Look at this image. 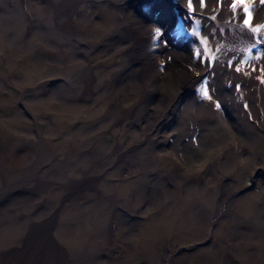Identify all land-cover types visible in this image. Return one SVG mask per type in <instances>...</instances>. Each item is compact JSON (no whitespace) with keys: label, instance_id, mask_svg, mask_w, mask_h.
<instances>
[{"label":"bare ground","instance_id":"bare-ground-1","mask_svg":"<svg viewBox=\"0 0 264 264\" xmlns=\"http://www.w3.org/2000/svg\"><path fill=\"white\" fill-rule=\"evenodd\" d=\"M75 1L78 2L77 0H0V100L7 103L6 96H2L3 92L1 93V91L5 88L9 89L10 84L14 81L24 80L27 77V85L24 87L25 83L22 85L17 97L27 107L28 117L34 123L33 127L22 123H19L16 128L13 127L16 130L15 137H20L22 140L21 142L20 139H17L20 142L16 140L17 144H20L26 151L21 164L12 159L15 150L11 151L9 146L5 148L9 137L4 138L5 147L0 148V227L11 226L20 230L22 235H26L30 233L31 227L35 224L42 226L41 237L44 239V243L52 242L57 247L53 248H59L64 254L60 260L50 253L46 256H39L46 261L41 264H110L111 260L116 258L115 247L118 243L116 240L120 236L119 229L127 218V221L135 224L134 227L139 228L137 244L147 250H144L146 253L144 264H149L150 258L157 259V257L148 253L151 252V247L146 244L149 239L155 240L157 233L148 227L150 225L144 219L131 221L137 215L134 214L136 209L132 205V209H128L129 212L125 209L133 202H141L140 196L138 197V192L141 190L131 180L138 177L140 181L144 182L151 177L155 178L160 186H174L173 191H165V196L160 194V187H157L156 193L154 191L157 197L154 203L155 207L163 206L170 198L194 199L200 195V190L195 186L191 191H188L185 187L188 183L185 185L181 182L182 179L179 177L181 176V163L178 153L169 156L170 153L164 150L165 141L163 140L157 146L154 139L159 127L166 125L178 112L183 113L184 123L187 116L194 118L195 115L202 113L213 115L212 117L220 126L228 124L227 120H230L232 122L230 136L223 137V144H221L223 146H220L217 151L218 166L215 165V172L219 176H226L228 168H232V162L236 158H240L238 156H240L242 148L240 149L234 136L236 132L244 133L249 138L247 146L250 151L251 163L256 157L260 158V155H255L256 153L264 154V149L260 150V153L258 152L260 148L264 147V3L261 0H249V13L246 16L242 6L232 7L233 0H204L203 7L200 6L199 0H192V11H189L187 7L188 0H83L86 4L85 7L89 6L94 10L86 11L83 6L81 10L77 8L75 12L68 13L74 5L71 3H75ZM156 1L167 4L170 12L174 15L173 26L167 31L157 25L151 16L143 15L144 8ZM4 6L17 9L20 12V19L14 18L9 22L12 14L7 10L5 12ZM89 7L87 8L90 9ZM77 15L79 18H86L87 23L85 21L83 23L88 27L81 24L80 36L82 37L77 40V47H74L69 42L75 43V39L70 34L72 32L69 31L70 28L67 30L62 27L61 21ZM246 18L250 19L249 25L244 23ZM157 28L160 29L159 36L155 34ZM253 28L257 30L254 32ZM194 31L199 34V37L191 35ZM104 35L124 37L126 43L121 45L122 50L127 53L132 51L135 54L133 58L138 59L140 63L150 53L154 55L152 54L154 48L160 47L167 50L169 47L172 51L178 50L176 67L170 69L172 77L168 82H165L164 75L160 78V65L159 62L156 64V60L155 64H138L141 67L137 68V75L134 79L138 78L140 82L142 81L144 88L138 90L137 103L135 102L128 108L125 107L126 109H120L117 104L123 108L122 101L119 98L117 102H114L115 98L112 92L115 83L118 84L120 81L118 78L120 70L112 71L109 66L110 61L102 58L95 61L96 53L92 54L93 44L87 43V45L90 44L88 50L85 41L83 42L89 36L90 38L97 36L100 40L105 38ZM7 39L10 42L5 44ZM62 39L65 41L64 45H62ZM106 39L112 40L113 38ZM167 40L175 42V45H167L169 44ZM36 46L39 47V52L37 55H32ZM66 48L71 49L67 50L68 52H65L62 57L61 53ZM44 49L55 50L57 58L49 56L52 54L46 57L42 52ZM186 49L189 50L185 51ZM196 51H199L201 55L197 56ZM127 53L125 54L127 55ZM45 59L49 62H46ZM156 59H159V54ZM131 62L136 64V62ZM52 71L63 73L64 76L60 75L61 82L67 85L48 86L53 80L50 77ZM202 77L204 79H201ZM159 78H164L162 83L158 82ZM40 79L41 81H37ZM46 79L50 81L48 82ZM92 81L94 84L91 88L90 85H85L86 83L91 84ZM201 85H204L206 89L209 88L211 100L201 95L204 90L201 89ZM176 86H179L180 90L172 96L173 99L165 96L168 87ZM82 91L86 92L87 98L82 97ZM158 92L161 94V98L155 103ZM177 97L181 98L180 103H177L179 101ZM217 104L219 107L216 106ZM149 105L153 106L151 119L153 122L149 124L154 130L151 132L152 135L147 136L148 138L143 136L146 140L140 139L134 142L130 140L122 144L121 140L125 132L122 133L120 130L136 131L131 128L129 123H134L138 130V121L147 112L146 109ZM125 119H129L128 126L123 123ZM93 122H98L103 126L96 130L99 134H95L100 138L105 137L111 140L108 141L110 142L108 145L102 147V144L96 145L93 142L88 146L84 144L86 135L95 132L90 128ZM142 123H145L144 127H146L149 122L144 118ZM109 131L110 135L107 134ZM138 134L141 136L142 132ZM23 138L26 140L24 141ZM113 143L116 145L110 147ZM124 159L128 160L134 170L128 168L130 173L126 180L129 184L123 198L114 191L116 186L114 182L122 180L118 178L122 174L120 170L122 165L126 164ZM70 162L75 164V167L70 169L73 171L70 178L62 179V176H52L48 173L55 169L62 171ZM241 169L243 171L244 168ZM108 170L115 171L116 178L110 181L109 188L103 190L104 183L95 184V182ZM262 170L264 171V167ZM79 175L86 178L90 184L84 189L76 190L77 187L74 188L72 184L75 183V179ZM194 182L196 181L194 180ZM215 182L217 181L215 180ZM179 187L182 189L185 187L182 196L178 192ZM108 190H112L113 193L107 194ZM258 190V195L261 196V190ZM205 192L202 193V197H210L213 194L215 196L217 193L216 190H213V194H209V191L206 194ZM71 195L73 203L77 209H80L78 211L80 216H90V221L84 224L82 232L79 234L80 239L84 240L81 239L83 242L77 244L74 242L72 244L70 239L63 237L59 229L57 230V223L72 205L69 204ZM230 198L231 196L224 197L227 201L224 208L231 201ZM256 198L258 199V197ZM262 198L264 197L261 196L258 200ZM54 199L57 200L50 206L49 201H54ZM187 201H196L199 205L207 207V204L202 201ZM99 202H102L101 207L95 208L94 206ZM244 202V199L243 204L248 201ZM210 205L216 208L214 202L210 201ZM249 206L252 207L251 204ZM261 207L263 208V206ZM136 213L138 212L136 211ZM262 213L264 212L262 211ZM97 214L98 219H96ZM241 214L243 215V213ZM184 217L192 218L193 214L187 210ZM208 219H212L210 226L213 225V228L206 229L207 231L208 229L212 230L208 234L211 236L216 220L214 215ZM261 221L264 222V220ZM130 223L129 225H131ZM252 223L253 230H255V223ZM258 227L256 223V231L261 229ZM186 232H190L188 227ZM215 232L218 234H213L214 240L222 235L221 232ZM40 241L43 242V240ZM259 250L264 256V241L261 242ZM32 252L34 251L32 250ZM169 253L162 256L164 264H198L197 261L183 258L179 262L172 261L173 258L169 259ZM1 261L2 257L0 256V264L9 262L8 259L4 263ZM26 262L32 264L31 262L34 261L30 256Z\"/></svg>","mask_w":264,"mask_h":264},{"label":"rangeland","instance_id":"rangeland-1","mask_svg":"<svg viewBox=\"0 0 264 264\" xmlns=\"http://www.w3.org/2000/svg\"><path fill=\"white\" fill-rule=\"evenodd\" d=\"M77 1L78 2L75 1V3H71L74 5L73 7L69 9L68 13L72 11L75 12L77 8L81 10V8H83L84 5L86 6L83 0L81 1L77 0ZM85 6L84 8H86L85 9L86 11L94 10V8H90L89 6H87L90 8L88 9ZM3 10L5 12L7 10L12 14L10 16L9 22L14 20V18L20 19L21 17L20 12L13 7L4 6ZM144 11L145 12L143 15L147 14L151 16L152 20L157 25L164 28V30L167 31V29H171V27L173 26V23H174L173 16L174 15L172 14V12H170L168 5L165 4L164 2L158 3L156 1L150 5L148 4L144 8ZM85 20L86 18L84 19L79 18V16L77 15L76 17L70 16L69 18H65L64 20L61 21L62 27H64L67 30L70 28L69 31L72 32L70 34H71V37L75 39V43H72L71 41L69 42L74 47H77V40L79 38L81 39L82 37L80 36L81 35L80 31H82L81 24H83V26L85 27H88L84 25L83 23V21ZM93 20L95 19L93 18ZM85 22L87 23V21ZM83 36H85V34ZM107 36H105V38H101L100 40L98 39L97 36L92 37V38H90L89 36L86 39H84L83 42L85 41L84 43L88 50L90 48L89 47L90 44L91 45L93 44L92 54L96 53L95 54L96 56L94 55L95 61L99 58H102L108 62L110 61L109 66H111L110 69L112 71L120 70V74L118 75V78L120 79V81L118 82V84L115 83L112 89L113 97L116 99V100L113 99L114 102H117V100L120 98V100L122 101L121 105L124 106L123 108H121L120 105L116 103L120 109H126L130 107L131 105H133L135 102L137 103L138 97H139L138 90L139 89L141 90L144 88L142 81L141 83L138 78L134 79V77L137 75V68L141 67V65H138V64H142V63L155 64L154 62L156 60L157 61L156 64H158L159 62V65H160V68H159L160 78L162 77V75H164L165 82H168L170 78L172 77V75L170 74V69L171 68L174 69L176 67L175 61H176V54L179 53L178 50L172 51L169 47L167 48V50L164 48H160V47L154 48V52L152 53L154 55H151L150 53L148 56L144 58L143 62L140 63L138 59L133 58L135 54H133L132 51L130 53H127L126 51L122 50L121 45H124L126 43L124 37H122L121 35L120 36L116 35L114 37L112 36L107 37ZM106 38H113V39L111 40V39H106ZM95 40L97 41L98 45ZM6 42H10V40L7 39L5 41V44ZM64 42L65 41L62 39V43H63L62 45H64ZM87 43H90V44L87 45ZM167 43H169L167 45H175V42L171 40H167ZM35 48L36 49H34L33 52L31 53L32 55H37L39 52V47L36 46ZM130 48L132 50V47ZM69 49L71 48H66L64 52L61 53V56L63 57V54H65V52H68L67 50ZM188 50L189 49H186L185 51H188ZM79 51L82 52L83 50H79ZM42 52L44 53L46 57L52 56L55 59L57 58L55 50L50 51V50L44 49L42 50ZM125 53H127V55ZM49 54H52V55H49ZM157 54H159L158 60L156 59ZM20 57H21V54H20ZM130 61L136 62V64L132 62L130 63ZM46 62H49V61L46 60ZM20 64L22 63L20 62ZM131 64H134V65H131ZM60 75L64 76V74L61 72L52 71L50 74V77L53 80L50 81L46 79L48 82L50 81V84H48V86H52V87L66 86L67 84L61 82L62 77ZM160 78L158 82L162 83L164 78L163 79H160ZM27 79H28L27 77L24 80L18 79L14 81L12 84H10L9 89L5 88V90L1 91V93L3 92L2 96L3 95L6 96L5 100L8 101L7 103H4L3 101L0 100V148L4 146V143H5L4 138L9 137V141L6 142L7 143L6 147L5 146L4 147L7 148L9 146L8 148L11 149V151L15 150L14 153L12 154V159L14 160V162L20 163V164L24 160L23 157L26 151L20 144H17L16 140L17 139L21 140V138L15 137L16 130L14 128L18 127L19 123H22L23 125L27 124L28 126H32V127L34 124L33 121L28 117L29 112L27 111V107L25 106L23 102H20V100L17 97L18 91L22 88V85L24 83L25 85H23V87L27 85L26 84ZM37 81H41V79ZM37 81L36 83L38 84ZM93 84H94V81H92L91 84L86 83L85 85H90V88H91ZM178 88L179 86L172 87V88L168 87L166 90L165 96L172 98V96L176 94L178 90H180ZM13 91L15 92V94ZM81 94H82V97L87 98V95H85L86 94L85 91H82ZM160 96L161 94L158 92L157 96L155 97V103H157L160 100L161 98ZM177 98L179 99L177 103H180L181 98L179 97ZM131 100L133 101L131 102ZM150 104H151V100H150ZM148 107L146 109L147 112L145 111L146 113H144V115L139 119L140 122L138 121L139 123L138 130L137 128H135L134 123L128 122L129 119L124 120L123 122L124 125L128 126V123H129V125L132 126L130 127L136 129V131L128 130L126 132L127 129H121L120 131H122V133L125 132L124 134L126 135L122 137V140H121L122 144L126 143L127 141L129 142L130 140L133 142L136 140H140V139L146 140L144 137L148 138L152 135L151 132H153L154 130L153 128L149 126V124L153 122V121L151 122V119L153 116V109H152L153 106L149 105ZM221 107H222V103H221ZM182 114L183 113H179V112L176 113L175 115L173 114L174 117L166 125L159 127L157 129V134H156V138L154 139V141L157 142V146H159L161 140L165 141L164 150H166L167 153H170L169 156H171L172 154H175L176 152L178 153V159H179V162L181 163V169H180L181 176H179L182 179L181 182L185 185L186 183H188V185L186 186L184 185L188 191H191L195 186V188L200 190V193H199L200 195L196 196L194 199L193 198L184 199L182 197L170 198L166 201V203L163 206L155 207L154 203L157 197L155 196L154 191L156 193V191L158 190L157 187L158 188L160 187L159 189L161 191L160 194L162 196H165L167 191H170V190L173 191L174 186H160L158 182H156V179L155 178L153 179L151 177L148 180L142 182L140 181V178L136 177L134 180H131V181L137 184L141 190V192L140 191L138 192V197L140 196L139 200L141 202H137V203L133 202L132 204H130V206L125 207V209L127 210L132 209L131 208V205H132L138 212V213H136V211L134 212L135 215L137 214L136 215L137 217L135 216L132 219L130 218L131 221L137 220V219L138 220L144 219L150 225L148 227L151 228L153 232L157 233V238L155 240L149 239L148 243L146 244L148 247H151L150 248L151 252H148V253L157 257V259L150 258L149 264H164L162 256L166 255V253L168 252H170L168 254L169 259L173 258L172 261L175 260V262H179L183 258L185 260L197 261L198 264H201V262H203V264H264V256L262 255V252L259 250V246L261 245V242L264 241V222L261 221V220H264V217H263L264 213H262V211L264 212V202L262 203V200L264 198H262L261 200H258L260 199L261 196L264 197L263 195L264 194V171L262 170V168L264 167V161H263L264 154L260 153V150L264 149V147L259 149L258 152L260 154H257V153L255 154L256 156L260 155V158L256 157L257 159L255 158V160L252 161L251 163L250 151L247 146V142L249 138L244 133H240V132L234 133L232 131V133H234L235 138L237 139L236 141L240 149L242 148L241 149L242 151L240 152L241 154L239 153L240 156H238L240 158H236L232 162L231 164L232 168L231 169L228 168L226 176L225 175L219 176L215 172V167L218 166L217 151L219 150L221 144H223V137L230 136V133H231L230 126L232 125V122L230 120H227L228 124H224L220 126L216 122L214 117H212L213 115L208 114V113H202L199 115L198 114L195 115L196 118L195 117L191 118L187 116V119H186L187 123L186 122L184 123V121L182 120V116H183ZM143 117L147 119L149 122L146 127H144L145 123H142L144 119ZM118 118H124V117H118ZM180 124L182 127L180 126ZM148 126L149 128L147 129ZM102 127L103 126L101 124H98V122H93L91 124V127H90L91 131H95V132L91 134L92 137H90L91 136L90 134L86 135V139L84 142V144H87L86 146L91 144V142H93V144L95 143L96 145L100 143L102 144V147L110 143L108 141H111V140H109L108 138H105V137L100 138L99 136H97L99 133L96 132V130ZM45 130L47 133V127ZM111 132L113 133V130ZM111 132L109 131V133L107 132V134L110 135ZM141 132H142V135L140 136L138 133H141ZM114 133H116V130H114ZM23 140L25 141L26 138H23ZM17 141L19 142V140ZM113 145H116V144L113 143L110 145V147ZM210 157L212 158L210 159ZM238 159L239 161H237ZM124 160L126 164L123 163L125 166L122 165L120 170L125 177L121 174V177L118 179H122V180H117L116 182H114V184H116L114 191L123 198L125 197L127 186L129 184L128 180H126L128 177L127 175H129L130 173L128 171L129 169L133 167L131 164H129L128 160L126 159ZM242 161L243 162L245 161V162L243 163ZM74 167H75L74 162H70V163H67L66 168L63 169L62 171L55 169V170L48 171V173L52 176L57 175V176H62V179H68L73 175L72 174L73 171H71L70 169ZM241 168H244L243 171H241L242 170ZM131 170H134V169L132 168ZM115 174H116L115 171L108 170L106 173L102 174L100 179L97 182H95V184L99 182L104 183L102 188L103 190H105L111 186L110 181L116 178ZM194 180L196 182H194ZM215 180L217 182H215ZM88 184H90L88 180L79 175V177L75 179V183L72 184V186L74 188L77 187L75 188L76 190H81V189H84ZM178 189H179L178 192L182 196L184 189H182L181 187H179ZM258 189L261 190V196L258 195L259 194ZM213 190H216L217 192L215 196L213 194ZM55 191H58V190H55ZM205 191L206 192L209 191V194H213V195L210 197H202L203 195L202 193ZM106 193L112 194L113 191L108 190ZM246 194H248L247 196L249 197L245 196ZM225 196H231V198L234 200L230 198L231 201H229L228 205H226L224 208L225 203H227V201L224 199ZM114 197H117V195L116 196L114 195ZM256 197H258V199ZM72 198L73 196L71 195L70 201H69V197H68L69 204H72V205L69 206V209L65 212L64 216H62L59 222L57 223V230L59 229L60 234L63 237L70 239L72 241V244L73 242L77 244V243L83 242L81 240L83 238L80 239L79 234L82 232L84 224L90 221V216H80V214L78 213L80 209H77V206L73 203ZM244 199H245L244 203L248 201L246 204L242 203ZM56 200L57 199H54V201L50 200L51 201V202L49 201L50 206ZM74 200L76 201L75 197H74ZM187 200L202 201L205 204H207L206 205L207 207H203L199 205L196 201L188 202ZM210 201L214 202V205H216V208H214L213 205H210ZM249 203L251 204V206L254 204L256 205L250 208ZM101 204L102 202H99L94 207L100 208ZM138 204L140 207L138 206ZM261 206H263V208ZM187 210L192 212L193 214L192 218L184 217V214ZM240 211L241 213H243V215L240 213ZM233 213L235 214V216ZM261 214H262V217H261ZM212 215H214L216 222L214 225L213 233L211 234V236H209L208 235L209 231L212 232V230L208 229L207 231L206 229L208 227L211 229L213 228V225L210 226L212 219L211 220L208 219V217L211 218ZM240 216L242 217L244 216V217L241 218ZM96 219H98V214L96 216ZM247 219L249 220V222ZM127 220L128 219L125 218V221L121 227L125 229H121V228H120L121 230L119 229L120 236L118 237V240H116L118 243H116L117 245L115 247L116 258L112 259L110 264H144V261H146L145 251L147 250L145 249V247L143 248L142 245L137 244V240L139 237L138 235L140 233V231L138 230L139 228L134 227L135 224H131L130 221H127ZM251 221L255 223V230H253L254 226L252 225L253 223ZM129 223L131 225H129ZM256 223H257V227L258 226L261 227V229H259L260 227H258L259 231H256ZM37 225L38 224H35L34 226H32L30 229L31 230L30 233L26 235H22L20 230H18L17 228H12L11 226L10 227H0V256L2 257V261H1L2 263L7 261L8 259L9 260L8 263L12 262L13 264H29L30 262H26V261H27V258L31 256L32 261H34V262H31L32 264H41V262H43L44 260L43 258L39 256H46V254L48 255L49 253L51 255L52 254L55 255V258L59 260L62 259V255L64 254L63 251L60 250L59 248L54 249L57 247L52 242L48 241L44 243V239L41 237L42 226L40 225L37 226ZM187 227L189 228L190 232H186ZM215 231L221 232L220 234L222 235H220L218 239L214 240L213 234H218ZM116 233H117V230H116ZM39 239L43 240V242H41ZM37 241L38 243L39 242L40 243L38 244ZM50 249L53 251H51ZM32 250L34 252H32ZM64 250L66 251V249ZM29 253H32L34 255V258H33V255L32 254L30 255ZM37 259L39 262L37 261ZM104 260L105 259L103 258V261ZM8 263L6 262L5 264H8Z\"/></svg>","mask_w":264,"mask_h":264},{"label":"snow or ice","instance_id":"snow-or-ice-1","mask_svg":"<svg viewBox=\"0 0 264 264\" xmlns=\"http://www.w3.org/2000/svg\"><path fill=\"white\" fill-rule=\"evenodd\" d=\"M248 2H249V0H233L232 7L235 8L237 5L242 6L245 15L248 16V13H249ZM261 2L264 3V0H261ZM199 3H200V6H201V7L204 6V0H199ZM187 7H188L189 11H192V10H193L192 0H188V5H187ZM244 23H245V25H249V24H250V19L246 18V19L244 20ZM256 30H257L256 28H253V29H252V31H254V32H255ZM155 34H156L157 36L160 35V29H159V28H157V29L155 30ZM191 35H193L194 37H199V34L196 33L195 31L192 32ZM195 54H196L197 56H200V55H201V53H200L199 51H196ZM237 71H239L238 68H237ZM201 79H204V78L202 77ZM237 87H239V86H237ZM201 89H204V90L201 92V95H203L205 98L211 100L212 97H211V95H210L209 90L206 89V88L204 87V85H201ZM198 91H199V89H198ZM216 106L219 107V104H217Z\"/></svg>","mask_w":264,"mask_h":264}]
</instances>
